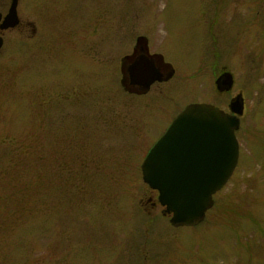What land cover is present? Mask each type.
<instances>
[{"label":"rangeland","instance_id":"obj_1","mask_svg":"<svg viewBox=\"0 0 264 264\" xmlns=\"http://www.w3.org/2000/svg\"><path fill=\"white\" fill-rule=\"evenodd\" d=\"M19 7L0 51V264H264V0ZM139 36L175 70L145 95L121 85ZM239 94L238 165L202 223L173 227L142 163L186 107L230 114Z\"/></svg>","mask_w":264,"mask_h":264},{"label":"water","instance_id":"obj_2","mask_svg":"<svg viewBox=\"0 0 264 264\" xmlns=\"http://www.w3.org/2000/svg\"><path fill=\"white\" fill-rule=\"evenodd\" d=\"M17 5L14 0L2 29L18 25ZM142 44L146 50L137 52ZM2 46L0 37V50ZM121 74L125 91L144 95L155 83L172 79L175 70L162 55H150L148 39L139 37L134 53L122 61ZM215 85L219 92H230L234 77L225 72ZM244 107L241 94L231 100L230 114L209 104L189 105L146 155L141 167L143 181L158 191L163 214L171 216L173 227L202 223L214 204V195L232 177L239 161L236 132Z\"/></svg>","mask_w":264,"mask_h":264},{"label":"flooded vegetation","instance_id":"obj_3","mask_svg":"<svg viewBox=\"0 0 264 264\" xmlns=\"http://www.w3.org/2000/svg\"><path fill=\"white\" fill-rule=\"evenodd\" d=\"M21 1L22 0H17V2H18V5H17V16H18V25L16 26V27H14V28H8V29H2V25H3V22H4V19H5V17L8 15V13H9V11H10V8H11V5H12V3L14 2V0H0V14H1V20H0V37L2 38V40H3V46H2V48H1V50L3 49V47H4V45H5V43H6V34L8 33V32H13V31H15V30H17V29H19L20 28V26H22V17H21V15H20V10H19V6H20V3H21ZM27 26H29V31H31L32 32V34L33 35H35L36 34V32H37V27H36V24H34V21H27ZM32 34H31V36L30 37H32ZM139 37H144V36H139ZM138 37V38H139ZM137 38V39H138ZM137 39H136V43H135V46L133 47V53H134V51H135V48H136V45H137ZM148 39V38H147ZM148 48H149V53H150V55H156V54H158V53H151L150 52V46H149V40H148ZM0 50V51H1ZM145 51L146 50V47L144 46V44H142L141 46L139 45V47L136 49V51L137 52H143V51ZM132 53V54H133ZM225 72H228V71H226V70H223V72H221L220 73V75H222L223 73H225ZM219 75V76H220ZM174 77V76H173ZM172 77V78H173ZM218 79V78H217ZM171 80V79H170ZM169 80V81H170ZM166 82H168V81H166ZM166 82H162V83H166ZM156 84H159V83H155L154 85H156ZM153 85V86H154ZM152 86V87H153ZM152 87H151V89H152ZM151 89H150V91H151ZM149 91V92H150ZM148 92V93H149ZM147 93V94H148ZM220 93H228V92H220ZM145 95V94H144ZM154 192H156V191H154ZM162 213H163V211H162Z\"/></svg>","mask_w":264,"mask_h":264}]
</instances>
